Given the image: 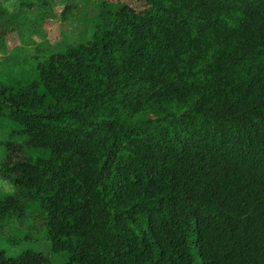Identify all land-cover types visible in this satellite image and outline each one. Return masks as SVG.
<instances>
[{"label": "trees", "instance_id": "1", "mask_svg": "<svg viewBox=\"0 0 264 264\" xmlns=\"http://www.w3.org/2000/svg\"><path fill=\"white\" fill-rule=\"evenodd\" d=\"M18 1L0 19L52 11ZM96 7L87 41L0 69V231L50 245L0 264H264V0Z\"/></svg>", "mask_w": 264, "mask_h": 264}, {"label": "rangeland", "instance_id": "2", "mask_svg": "<svg viewBox=\"0 0 264 264\" xmlns=\"http://www.w3.org/2000/svg\"><path fill=\"white\" fill-rule=\"evenodd\" d=\"M100 1L48 0L52 11L41 17L34 11L28 12L25 15L27 24L22 17L14 24H10L9 16L1 17L0 34L6 31L9 25V29L15 28L13 37L16 42H13L10 36L4 34L0 36V69L10 64L11 60L25 61L40 45L45 49H59L67 44L87 41L93 31L92 19L98 14L96 6ZM0 8L10 16L16 15L17 12L24 14L18 0H0ZM0 192L11 193L12 188L0 180ZM33 223V227L26 222L22 225H14L16 227L7 226L0 231V251L4 250L8 255H15L18 250L11 243L20 234H26L29 240L20 243L22 249H35L48 255L50 245L42 238V221L36 217Z\"/></svg>", "mask_w": 264, "mask_h": 264}]
</instances>
